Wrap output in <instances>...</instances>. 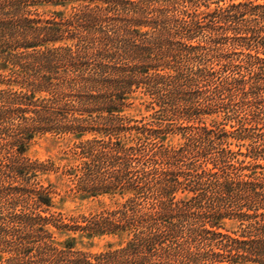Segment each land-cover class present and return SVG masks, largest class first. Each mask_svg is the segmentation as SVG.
I'll return each mask as SVG.
<instances>
[{"label": "trees", "instance_id": "trees-1", "mask_svg": "<svg viewBox=\"0 0 264 264\" xmlns=\"http://www.w3.org/2000/svg\"><path fill=\"white\" fill-rule=\"evenodd\" d=\"M0 264H264V0H0Z\"/></svg>", "mask_w": 264, "mask_h": 264}, {"label": "rangeland", "instance_id": "rangeland-1", "mask_svg": "<svg viewBox=\"0 0 264 264\" xmlns=\"http://www.w3.org/2000/svg\"><path fill=\"white\" fill-rule=\"evenodd\" d=\"M215 5L216 4H213V7ZM73 143V141L70 142L68 139H64V137L49 133L45 136L37 137L28 150V154L33 158H39L41 160H53L57 166L63 167L71 161V154L68 153V151H70ZM49 176L51 181L57 183L60 187V193L56 197V206L54 208L56 211H63L67 214H90L99 210L104 204H110L111 202L109 198L103 197L96 199L78 198V195L69 191V187L63 183V181H58V173L52 172ZM236 225L237 223L232 220H226L224 222L225 228L234 229ZM105 245L106 239H95L90 242L84 239L78 246L87 250L99 251L104 248Z\"/></svg>", "mask_w": 264, "mask_h": 264}]
</instances>
